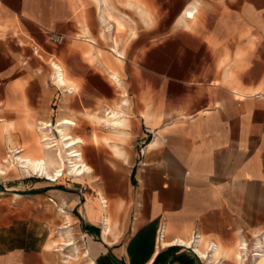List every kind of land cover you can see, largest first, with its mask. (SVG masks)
<instances>
[{
	"label": "crops",
	"instance_id": "crops-1",
	"mask_svg": "<svg viewBox=\"0 0 264 264\" xmlns=\"http://www.w3.org/2000/svg\"><path fill=\"white\" fill-rule=\"evenodd\" d=\"M112 110L113 130L101 122ZM65 120L85 151L106 150L95 135L114 159L55 183L0 176V264H59L61 239L33 232L47 205L73 221L91 264H204L169 246L193 232L233 259L237 238L264 236V0H0V141L34 135L6 160L37 155L34 128Z\"/></svg>",
	"mask_w": 264,
	"mask_h": 264
},
{
	"label": "bare ground",
	"instance_id": "bare-ground-1",
	"mask_svg": "<svg viewBox=\"0 0 264 264\" xmlns=\"http://www.w3.org/2000/svg\"><path fill=\"white\" fill-rule=\"evenodd\" d=\"M53 70H55L53 74L57 73V78L55 77V82H58L57 85L59 84L62 87L67 86L69 82L67 81L66 73L63 66L60 64H53ZM70 87L73 92L77 91L75 87L71 85ZM108 113L109 114L105 116L107 118L103 116L101 122L104 123L106 126H111L113 130L114 128L120 126L119 115L113 110L111 112L108 111ZM63 126L75 127L76 123L70 120H65L64 122L60 121L58 124V128L55 129L56 138H54L53 134H51L52 137L48 138L46 136L47 134L42 133L41 136H39L38 138L39 150L37 152V155H34L33 153L31 155H27L24 150H21L20 154L10 157V161L6 160L7 158L3 159L2 165H0V176H5L8 172L14 170H21L25 173H34L36 175L39 174L40 176L46 178V180H48L49 182H56L59 178L63 177L64 175L75 176V178H81V176L83 177L86 174L92 173L93 170L86 165L85 159L81 152L84 149V140L81 138H74L68 133V128H60ZM41 128L46 129V126H42ZM95 140L96 142H98V138L95 137ZM106 203L107 202L104 200L103 204L106 205ZM261 238L258 239L255 243L256 255L253 256L256 263L259 261H262V263L264 262V236H262ZM164 240L165 238L161 241V247L167 246ZM190 240L188 241V243L182 241H175L170 243L169 246H177V244L183 247L192 246L190 245ZM198 242L194 247L195 252L203 261L212 263L213 256L211 255V253L213 254L217 252L218 247L210 243L207 249L205 251H202L200 245H198ZM72 245L73 243L70 244L69 241L67 243L63 242L60 245V248L57 249L61 253H64V248H67ZM246 248H248V245L241 242L238 249L241 251L242 254L241 263H245L248 260L245 259L248 253V250ZM62 256H64V259L71 258L66 255ZM83 257L87 258V255ZM67 261L65 260L63 261V263L66 264ZM86 261H88V264H91V260ZM218 262L220 261H215L214 264H218Z\"/></svg>",
	"mask_w": 264,
	"mask_h": 264
},
{
	"label": "rangeland",
	"instance_id": "rangeland-1",
	"mask_svg": "<svg viewBox=\"0 0 264 264\" xmlns=\"http://www.w3.org/2000/svg\"><path fill=\"white\" fill-rule=\"evenodd\" d=\"M130 1L128 2H124V3H120L121 6L128 8L130 10L134 9L136 11L135 8H133L131 5H129ZM124 29V25L123 23L120 21L119 23L116 24V31H120ZM75 122V120H73ZM76 123V127L74 129V131L79 130L80 133H72L73 136H77L76 138H81L83 139V130L82 127L79 126V124L77 122ZM97 123H100L99 121ZM103 125H105L104 123H102ZM80 127V129H78ZM40 128V127H39ZM34 130L37 132V134H40V132H44L45 134H47L46 136L48 138L52 137L51 134H48V132L45 130H40L37 131V129L34 128ZM54 138H56L55 134ZM100 136V135H99ZM95 135H93V139H92V144L93 146H97V147H104L106 148L105 151H101L100 149H92L90 150V148L88 150H82V154L83 157L85 159V163L87 166H89L91 169H95V167L90 166V162L92 161V163L95 162L96 159L99 158H104V159H114L110 148L104 144V143H99V145H97L98 142H96L95 140ZM97 138V137H96ZM84 140V139H83ZM101 140V139H99ZM85 142V141H84ZM14 143V141H13ZM34 135L32 133L31 139L29 141H25L23 142V144L19 147L18 144L14 143L13 145H9L8 140L5 138L3 141H0V147H5L6 149L3 151V153L0 156V160L2 158L5 159V157L9 154V151L11 150L10 147H12L13 149H22L24 145H27L28 148L32 149L34 146ZM12 149V150H13ZM0 165H2V161L0 162ZM12 174H15L16 176H31L34 178H38L40 180H46L44 177L38 175H35L33 173H24V172H15V173H10L9 176ZM72 179V178H71ZM50 183H55V182H50ZM43 226L41 227L40 225H36L35 228L37 230L33 229V232L37 233L38 235L41 234L42 235V239H45L46 242H52L55 241V239H61L60 242H68L71 244L73 243L72 246L64 248V253H62L63 255L68 256L70 259H63L64 261L68 260L66 264H88V261H86L87 258H84L83 256H86V252H85V241L84 238L80 235V233L78 232V230H75L74 225H73V221L66 218L64 216V214H62L58 208L52 207V206H45L44 207V222ZM66 225H70V228H66L61 230V227L66 226ZM246 242V245H248V248H246L248 250L247 253V257H245V259H248L245 264H264V262L262 263V261L259 262H255L254 260V256L256 255V247H255V243H256V239L253 238V233H249L247 234V236L244 238ZM260 239V238H259ZM262 239V238H261ZM239 238L236 239L235 244L232 246H229V248H225L226 252L228 253V249L232 250V252L234 253L233 255V259H231L229 256H223L220 252L219 255V248L218 251L215 253H211V255L213 256V260L212 263H208L206 261H204V264H214L215 261H220L218 262V264H244L243 262L241 263V251L238 250L239 249V245L241 242H239ZM213 244H215L214 242H211ZM60 248V246H56L53 249H55L56 251H58V249ZM75 250V251H74ZM229 250V251H230ZM53 255L57 256V258L59 259V264H62V256L61 253L59 252H54L50 251ZM232 254V253H231ZM231 256V255H230ZM64 257V256H63ZM76 259V260H75ZM73 260V261H72ZM243 261V259H242Z\"/></svg>",
	"mask_w": 264,
	"mask_h": 264
},
{
	"label": "built area",
	"instance_id": "built-area-1",
	"mask_svg": "<svg viewBox=\"0 0 264 264\" xmlns=\"http://www.w3.org/2000/svg\"><path fill=\"white\" fill-rule=\"evenodd\" d=\"M54 41L59 43V42L62 41V38H60V37L54 38ZM108 114H109L108 111H106L104 115L107 116ZM199 235H200V234H199L198 232H193V233H192V235H191V240H190V245H192V246H186V247H183V246H180V245L177 244V247H179V248H183V249H186V250H188V251H191L194 255L197 256V258H198L199 260H202V259L199 257V255H198V254L195 252V250H194V247L196 246V244H197V242H198ZM164 238H165V226L162 225V226L159 228L158 232H157V236H156V242H157V245L161 246V245H160V244H161V241H162ZM202 261H203V260H202Z\"/></svg>",
	"mask_w": 264,
	"mask_h": 264
}]
</instances>
